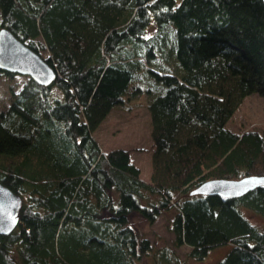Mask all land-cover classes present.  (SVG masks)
<instances>
[{
  "label": "trees",
  "instance_id": "16d2710c",
  "mask_svg": "<svg viewBox=\"0 0 264 264\" xmlns=\"http://www.w3.org/2000/svg\"><path fill=\"white\" fill-rule=\"evenodd\" d=\"M2 27L57 78L29 79L0 113V182L23 199L0 264H189L175 247L199 261L226 244L217 264H264V228L245 213L264 218V186L192 195L264 175V131L229 126L246 97L264 98L262 0H0ZM134 105L150 117V181L131 149L95 137ZM164 213L174 246L135 224Z\"/></svg>",
  "mask_w": 264,
  "mask_h": 264
},
{
  "label": "rangeland",
  "instance_id": "374dc122",
  "mask_svg": "<svg viewBox=\"0 0 264 264\" xmlns=\"http://www.w3.org/2000/svg\"><path fill=\"white\" fill-rule=\"evenodd\" d=\"M29 79L28 76L23 75L0 76V113L8 109L16 94ZM229 126L237 132L253 129L264 131V98L259 95L246 97L229 121ZM150 133L151 122L146 107L134 105L129 111L113 109L97 129L95 137L105 150L117 147L131 149L132 161L141 169L142 177L150 181L152 172ZM143 148L146 150H141ZM245 213L253 223L264 228L263 216L248 210H245ZM172 216L173 213H164L153 224L140 218L134 220L155 245L166 243L174 246L175 236L168 227V221ZM175 248L189 264H217L232 249V245L226 244L214 248L204 260L199 261L189 257L190 246Z\"/></svg>",
  "mask_w": 264,
  "mask_h": 264
},
{
  "label": "water",
  "instance_id": "95a60500",
  "mask_svg": "<svg viewBox=\"0 0 264 264\" xmlns=\"http://www.w3.org/2000/svg\"><path fill=\"white\" fill-rule=\"evenodd\" d=\"M0 69L29 76L43 86H50L57 78L56 71L46 59L6 27L0 28ZM262 186L264 175H249L236 180L212 179L195 188L192 195L241 198ZM22 204V197L0 182V237L9 235L17 227Z\"/></svg>",
  "mask_w": 264,
  "mask_h": 264
}]
</instances>
